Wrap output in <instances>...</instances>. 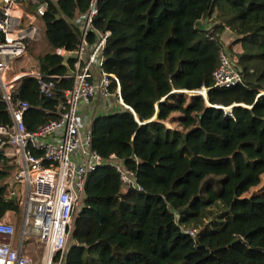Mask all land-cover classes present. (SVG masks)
<instances>
[{
  "label": "trees",
  "instance_id": "16d2710c",
  "mask_svg": "<svg viewBox=\"0 0 264 264\" xmlns=\"http://www.w3.org/2000/svg\"><path fill=\"white\" fill-rule=\"evenodd\" d=\"M47 1L41 26L50 51L36 61L41 74L57 77L53 96L41 98L34 78L13 93L30 106L29 133L58 118L75 60L53 51L79 49L74 23L93 2ZM97 10L87 42L110 33L104 69L139 121L127 110L97 117L93 148L122 161L142 191L125 192L108 165L91 174L65 264H264V192L249 196L264 176V0H98ZM212 17V30L199 26ZM226 31L237 37L243 81L221 89L213 75ZM195 91L204 97L181 94ZM234 105L241 106L230 113L216 108ZM174 114L179 128L172 130L165 122ZM12 124L0 98V126ZM8 149L0 150V220L20 214L10 197L19 167Z\"/></svg>",
  "mask_w": 264,
  "mask_h": 264
},
{
  "label": "built area",
  "instance_id": "2783aa9c",
  "mask_svg": "<svg viewBox=\"0 0 264 264\" xmlns=\"http://www.w3.org/2000/svg\"><path fill=\"white\" fill-rule=\"evenodd\" d=\"M97 2L93 0L87 15L74 23L81 31L79 49L53 51L65 62L75 60L74 69L64 77L72 80L73 85L64 94L58 118L36 133H29L24 116L30 106L13 101V93L21 80L34 78L38 81L40 97L50 99L55 88L52 81L57 77L43 75L38 69L24 71L16 65L33 44L42 41L41 18L48 1L0 0V98L13 121L11 126H0V150L8 145L6 156L15 158L19 167L11 183L10 197L17 202L22 215L18 232L8 214L0 220V264H65L75 215L88 178L99 168L112 167L125 192L142 191L135 174L122 161L115 155L105 160L93 148V124L89 121L96 112L111 114L118 107L136 119L135 111L123 101L120 81L104 69V50L110 33L96 32V42L93 45L87 42L98 13ZM32 6H37L35 12L28 9ZM213 18L209 30L217 24ZM237 64L224 48L213 75L214 86L229 89L242 83ZM203 90L207 95L208 89ZM85 112L88 119L82 116ZM35 238L43 251L40 261L27 251Z\"/></svg>",
  "mask_w": 264,
  "mask_h": 264
},
{
  "label": "rangeland",
  "instance_id": "374dc122",
  "mask_svg": "<svg viewBox=\"0 0 264 264\" xmlns=\"http://www.w3.org/2000/svg\"><path fill=\"white\" fill-rule=\"evenodd\" d=\"M222 39L224 41V47L225 49H229V47L233 46L232 43H234V41H236L237 37L231 33L230 31H226L223 36ZM50 49L48 48V46L46 45V43L42 40L39 41L35 44H33L30 49L29 52L27 54V56L20 62L18 63V65H16L18 67V69L24 70V71H29L31 69H37V61L36 58L46 54L47 52H49ZM241 51L240 50V46H233L232 47V52L230 51L229 54L231 55L232 59L237 62V55L238 52ZM200 92H204L203 89ZM181 94H184L185 96H187L188 98L194 97V96H203V94H197L194 92H183ZM204 97V96H203ZM227 111H230L227 109ZM112 112L117 113L118 115L122 112H124V110L122 111V109L116 107L115 110H113ZM106 114H104V112H96L95 115L93 116V119H90L89 124H93L94 120L97 118V116H103V115H109L110 113L105 112ZM88 112H85V118L88 119ZM97 114V115H96ZM105 117V116H104ZM180 117L179 114H174L173 117L171 119H169V121L165 122L166 127H168L169 129H178V123H175L176 119H178ZM93 120V121H92ZM113 121H115V119H113ZM118 121V120H117ZM110 125V124H108ZM264 192V176L262 177L261 180V184L255 188L250 194L249 196H253L259 193ZM130 215V212H128ZM21 214V212H20ZM20 214H14L13 213V217H14V222L13 224L15 225L16 231L18 232L20 230L21 227V215ZM33 244H31V247L29 250L31 253H33L34 258L37 259L38 261L41 260L42 258V248L38 245V243L36 242V238L35 240H32Z\"/></svg>",
  "mask_w": 264,
  "mask_h": 264
},
{
  "label": "crops",
  "instance_id": "0c3cea01",
  "mask_svg": "<svg viewBox=\"0 0 264 264\" xmlns=\"http://www.w3.org/2000/svg\"><path fill=\"white\" fill-rule=\"evenodd\" d=\"M212 21H214V18L212 17V18H210V19H208V20H205V21H203V22H201V24H202V26H204L205 28L207 27L208 29H209V27H210V22H212ZM209 24V25H208ZM206 28V29H207ZM83 116V118H85V115L83 114L82 115ZM10 152V151H9ZM15 214V213H14ZM21 215V214H20ZM8 217H9V220L13 223L14 222V217H13V212H9L8 213ZM21 219H22V215H21ZM21 222H22V220H21ZM30 247H31V245L27 248V251L28 252H30L29 250H31L30 249ZM30 254H33V253H30Z\"/></svg>",
  "mask_w": 264,
  "mask_h": 264
},
{
  "label": "water",
  "instance_id": "95a60500",
  "mask_svg": "<svg viewBox=\"0 0 264 264\" xmlns=\"http://www.w3.org/2000/svg\"><path fill=\"white\" fill-rule=\"evenodd\" d=\"M174 93H180V92H174ZM182 93H183V92H182ZM202 97H203V96H202ZM204 99H205V101L209 104V106L212 107V106L210 105V103H209L208 93H207L206 97H204ZM165 100H166V98L163 99L160 103L164 102ZM160 103H159V104H160ZM159 104H157V109H158V107H159ZM238 106H241V105H234V106L231 107V108H227V109L230 110V111H227V109H225V108H223V107H216V108H218V109H223V110H225L227 113H230V112H232L233 108L238 107ZM136 121H137V122L139 121L138 118H137V116H136Z\"/></svg>",
  "mask_w": 264,
  "mask_h": 264
},
{
  "label": "bare ground",
  "instance_id": "6f19581e",
  "mask_svg": "<svg viewBox=\"0 0 264 264\" xmlns=\"http://www.w3.org/2000/svg\"><path fill=\"white\" fill-rule=\"evenodd\" d=\"M201 96V95H200Z\"/></svg>",
  "mask_w": 264,
  "mask_h": 264
}]
</instances>
